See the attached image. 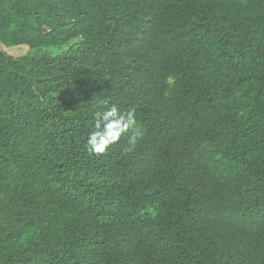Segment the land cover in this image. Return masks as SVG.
Segmentation results:
<instances>
[{"label": "trees", "instance_id": "obj_1", "mask_svg": "<svg viewBox=\"0 0 264 264\" xmlns=\"http://www.w3.org/2000/svg\"><path fill=\"white\" fill-rule=\"evenodd\" d=\"M0 264H264V0H0Z\"/></svg>", "mask_w": 264, "mask_h": 264}, {"label": "clouds", "instance_id": "obj_2", "mask_svg": "<svg viewBox=\"0 0 264 264\" xmlns=\"http://www.w3.org/2000/svg\"><path fill=\"white\" fill-rule=\"evenodd\" d=\"M136 126L134 109L122 111L113 104L104 111H97L94 113L93 130L87 137V150L90 154L102 155Z\"/></svg>", "mask_w": 264, "mask_h": 264}]
</instances>
